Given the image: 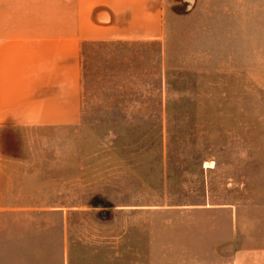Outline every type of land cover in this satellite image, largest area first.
Returning <instances> with one entry per match:
<instances>
[{
    "label": "rangeland",
    "instance_id": "1",
    "mask_svg": "<svg viewBox=\"0 0 264 264\" xmlns=\"http://www.w3.org/2000/svg\"><path fill=\"white\" fill-rule=\"evenodd\" d=\"M164 6L163 43L84 44L78 126L2 142L0 264H231L234 237L264 246V0Z\"/></svg>",
    "mask_w": 264,
    "mask_h": 264
},
{
    "label": "crops",
    "instance_id": "2",
    "mask_svg": "<svg viewBox=\"0 0 264 264\" xmlns=\"http://www.w3.org/2000/svg\"><path fill=\"white\" fill-rule=\"evenodd\" d=\"M165 30L164 0H0V148L12 130L78 126L84 44L163 43ZM33 205L20 209L56 210ZM231 264H264V246L234 237Z\"/></svg>",
    "mask_w": 264,
    "mask_h": 264
},
{
    "label": "trees",
    "instance_id": "3",
    "mask_svg": "<svg viewBox=\"0 0 264 264\" xmlns=\"http://www.w3.org/2000/svg\"><path fill=\"white\" fill-rule=\"evenodd\" d=\"M29 207H34V205L33 204H30ZM45 207H48V206H45ZM48 208H50V207H48Z\"/></svg>",
    "mask_w": 264,
    "mask_h": 264
}]
</instances>
